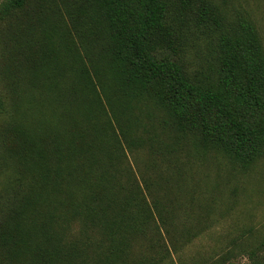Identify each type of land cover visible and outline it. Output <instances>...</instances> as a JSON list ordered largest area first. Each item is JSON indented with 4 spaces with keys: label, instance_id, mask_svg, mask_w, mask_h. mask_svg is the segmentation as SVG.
<instances>
[{
    "label": "trees",
    "instance_id": "16d2710c",
    "mask_svg": "<svg viewBox=\"0 0 264 264\" xmlns=\"http://www.w3.org/2000/svg\"><path fill=\"white\" fill-rule=\"evenodd\" d=\"M28 1L6 0L0 14ZM46 1L44 50L23 56L40 100L34 126L15 125L29 181L0 228L2 262L190 264L182 254L209 216L190 223L196 189L182 167L168 172L169 158L188 139L195 154L220 156L240 174L264 159V49L254 22L179 0V29L190 23L212 45V79L192 80L173 48L171 57L157 50L171 45V0ZM256 250L264 264V237Z\"/></svg>",
    "mask_w": 264,
    "mask_h": 264
},
{
    "label": "rangeland",
    "instance_id": "374dc122",
    "mask_svg": "<svg viewBox=\"0 0 264 264\" xmlns=\"http://www.w3.org/2000/svg\"><path fill=\"white\" fill-rule=\"evenodd\" d=\"M5 1L0 0V8ZM204 1L219 8L228 18L236 13L249 15L264 49V0ZM171 2V17L168 20L171 25L169 31H173L171 45L157 43L158 53L171 57L174 54L170 48H173L190 79L211 80V39L206 31L190 23H184L179 29L175 18L179 0ZM50 7L46 0H29L23 11L15 15L3 17L0 14V99L3 102L0 111V228L11 208L18 204L20 192L26 190V182L29 181L17 157L21 150L15 125L34 126L40 98L36 90L30 88L32 65L26 63L23 56L43 52L44 38L39 26L44 22L43 27L47 28ZM64 28L72 29L73 25L66 22ZM169 159L171 166L168 172L182 167L184 180L189 187L196 189L190 223H198V214L209 216V227L184 250L182 259L191 264L224 256L229 258L226 264H261L260 252L256 247L264 237V159L248 174H240L220 156L195 154L188 139L184 142L183 150ZM137 160L142 162L145 157L139 153ZM181 189L188 188L183 186ZM213 199L215 203H211ZM252 251H256L254 257ZM2 261L0 256V264H4ZM173 263L177 264L176 257L166 264Z\"/></svg>",
    "mask_w": 264,
    "mask_h": 264
}]
</instances>
